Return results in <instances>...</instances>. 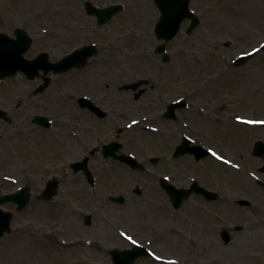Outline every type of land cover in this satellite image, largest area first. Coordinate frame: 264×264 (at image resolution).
<instances>
[{"label": "rangeland", "instance_id": "1", "mask_svg": "<svg viewBox=\"0 0 264 264\" xmlns=\"http://www.w3.org/2000/svg\"><path fill=\"white\" fill-rule=\"evenodd\" d=\"M39 1L42 0H0V32L6 33L10 37H14L16 28H23L29 32L33 42L27 57H35L45 52L53 62L73 52L75 48L86 44L85 42L91 41L100 46L97 55L90 60V66L80 71L72 70L63 75L53 76L50 74L52 83L45 94L48 97V115L51 118L55 119L59 115L61 109L58 104L62 103L64 93L79 92L74 83L83 79L93 80L95 74L99 77L102 75L101 81L98 82L99 85L94 84L92 87L97 95L107 93L105 97L112 99V105L116 110L120 109L118 104H123L125 100L130 99L133 116H141L137 110L136 102H134L133 92L123 90L125 85L132 84L137 79L149 77L159 81L162 79L163 82L173 81L172 83H175L176 86L174 88L176 94L173 98L182 99L185 98L186 92L191 91L190 89L187 90L189 87L192 88L191 85L198 84L197 79L203 76V72L209 79H214L217 76L221 77L223 71V76L228 77V80L220 88L225 90V87H231L234 94H239L242 98H250L254 105L250 107L237 106V109L240 112L249 113L246 117L264 120V50L261 48L264 45V29L259 28L258 24L254 27L253 23L249 27L246 21L250 16L264 14V0H192L191 9L201 18V25L193 34L188 36L185 30L190 22L185 21L179 35L169 45L167 44V51L173 64H167L159 70L156 68L155 71L153 69L161 60L156 54V48L162 42L157 40L155 35V26L159 21L160 13L153 0H91L99 7L121 4L125 8L107 25L97 28L95 31L92 28V35L86 37L84 36L85 33H80V29L75 25L76 19H79V14L85 12L84 2L86 0H43L42 3ZM147 6L150 7L149 10ZM143 10L144 13L148 11L147 17L144 16ZM260 21L264 23V20ZM136 29H140L142 40L128 42L124 41V38L118 40L120 33H124L126 37ZM216 37L224 40L225 45L228 44L233 47L222 48L218 52L206 51L199 47V45L206 46L211 43L218 44ZM255 47L259 49L255 52L256 56L253 59L245 63L243 67L234 68L232 66L239 53L247 52ZM135 52L134 57L132 54ZM144 55H147V58ZM224 55L231 58L226 60L223 58ZM108 69L112 70L107 72ZM112 75H119L115 86L109 81ZM22 76L19 73L17 76H11L1 81L0 98L15 92L22 94L35 92L36 88L43 83L39 78L33 82L25 80L24 83H21ZM63 102L65 105L71 104L64 100ZM177 115L180 118L178 124H184L191 118V115H188L187 111L183 109ZM144 119L148 120V117H144ZM150 123V121H146L140 128ZM172 123L176 124L173 121ZM111 124L113 133L119 129V126L125 124L124 118L119 112L112 116ZM8 127L7 129L5 124L0 122V138H2L0 139V194L11 192L15 188L12 184L16 180L6 181L9 173L12 170H18L17 173L23 175L24 168L29 165L28 160L26 163H24L25 159L23 161L20 160L21 158L7 160L6 155L3 154L5 150L3 145L10 146L12 142L9 140L3 144L6 132L11 129L10 133L13 134V130L17 128L16 125ZM27 129V132L31 134L30 137L34 140L32 146H38L39 142L42 143L43 149L47 151L44 155L48 161L59 158L57 149L61 144L58 141L60 126L57 125L49 133L39 131L35 127H30V130L29 125ZM240 131L245 141H240L238 147L235 146L228 151H234L239 160L246 163H240L239 169L235 170L237 173L229 171V169L225 172V197L239 200L251 199L253 206L249 209H242L239 206L233 208L236 211L228 209L231 212H227V208H225L224 215L229 218H225L227 221L225 226L230 223L231 225L242 224V226L249 228L243 229L242 233H235L237 238L232 241V244L211 245L216 246L218 250L214 252L215 254L210 252L208 258L199 261H189L185 249L177 247L173 243L174 239H178L177 237H170L169 240L161 237L160 246L172 255L168 258L170 263L258 264L264 259V243L261 244L264 242V234L260 232V230L264 232V225L262 226L264 220V187L257 184L260 180L264 182V176L259 171L264 164L254 158L251 153L253 141L258 137H264V131L262 128L247 131L241 127ZM39 133L48 136L40 137ZM149 135L151 134L143 133L142 130H140V135L133 131L131 134H127L123 143L131 145L139 142L142 147H136V144L130 147L124 145L123 153L138 156L142 162L148 164L147 157L155 155V147L148 145L150 141L147 139L151 137ZM157 146L159 145L157 144ZM243 151L248 157L243 156ZM110 163L112 177L106 179L101 176V180L98 179L99 185L94 188L87 181L80 179L79 175L63 172L59 174V178L57 177L60 181L58 195L51 202L38 201L36 196L41 190L38 187L33 188L32 200L26 209L19 211L12 203L4 205L3 209L12 213L14 218L12 232L0 238V264H112L109 255L112 249L117 251L132 250L134 247L126 241L124 243L120 241L122 239L115 230L111 240L96 230L105 225V230L110 231L113 225L108 223L109 218L107 216L116 222V227L122 226L123 229L142 227V222L137 217L141 214L138 208L143 206L141 203H145L142 202V198L147 196L143 186L144 179L136 172L127 170L125 166H120L121 164L118 165L113 160ZM116 172H124L122 175L124 177L115 178L118 176ZM252 174H254L255 179L246 176H252ZM17 176L22 178L20 175ZM244 178L248 180V186L233 183L236 179L244 180ZM18 181L23 183V178ZM254 184L256 185L255 192L251 191ZM138 185L142 187V196L134 192ZM255 194H262L263 196L261 195L259 199ZM119 195L125 197L124 205L110 201L111 196ZM166 203L168 204V200L161 199L156 206L164 207ZM75 210L77 212H74ZM100 212L105 216H103L104 219L99 216ZM44 214H48V217ZM179 215L182 218L174 219L173 223L180 226L179 231H187L188 221L185 207ZM233 216L236 218L234 219ZM88 217L91 218V225L87 223ZM103 227L101 229L105 231ZM261 236V242L257 243L260 245H258V249H247L252 245H248L249 240ZM87 237L104 239V247L95 250L89 244H81V240L77 241L76 246L70 248L65 245L56 247L55 244L51 243L53 240L67 243V241ZM182 244L185 245L183 242ZM205 246H210V244ZM68 253L71 254L73 260L68 257ZM248 253L251 257L247 255ZM190 258H193L191 253ZM168 262L154 261L148 257V259H139L136 264H168Z\"/></svg>", "mask_w": 264, "mask_h": 264}, {"label": "flooded vegetation", "instance_id": "2", "mask_svg": "<svg viewBox=\"0 0 264 264\" xmlns=\"http://www.w3.org/2000/svg\"><path fill=\"white\" fill-rule=\"evenodd\" d=\"M83 14H79V19H76L75 25L80 29V33H85V37L91 36L92 28L94 31L97 29L96 21L86 12ZM216 38L218 44L211 43L206 46L199 45V47L203 50L214 52H218L222 48L233 47L232 45H225L224 40L219 39V37ZM90 42H85L86 44L84 45H88ZM33 58L35 57L31 56L30 59L32 60ZM159 58L161 60L153 69L154 71L156 68L159 70L167 64H173L170 59L168 62H164L161 56ZM223 58L228 60L231 57L224 55ZM22 78L21 83H24L25 80H30L24 75ZM38 78L45 82L44 77L40 76ZM93 80L83 79L74 83L75 88L79 92L64 93L62 103L58 104L61 111L56 116L57 118L54 119L56 124H50L47 127L36 123V119L38 117L48 119L49 117L48 97L45 94L48 86L44 88V86H41L42 83L36 88L35 92L31 91L23 94L15 92L0 98V108L8 112L5 118L0 119V122L4 123L7 129L9 128L8 126L14 127L16 125L17 127L13 130V134L10 133L11 129L6 132L3 144H6L9 140L12 142L10 146L3 145L5 146L3 154L6 155L7 160L10 158L16 160L21 158L20 160L23 161L25 159L24 163H26V160L29 162V165L24 168L23 175L17 173L18 170H12L9 174L12 178L17 181L23 178L22 184H25L24 186L41 188L37 198L41 195L44 187H46L50 175L59 177V174L63 172L70 175H79L80 179L82 178L87 183L88 172H90L95 180L94 186L96 185V180L97 185H99L101 176L108 179L113 175L110 163L113 159L105 155L104 148L113 142H119L122 146L130 147L136 144V147H142L139 142L127 145L123 143V140L132 131L140 135V122L144 117H148L153 125L149 126L148 131L143 129L142 132L151 134L149 135L151 137L147 140L150 141L148 145L155 147V155L147 157L148 164L140 160L144 169H133V167L131 168L123 163H120V166H125L127 170L136 172L144 179L143 186L147 196L142 198V202L145 203L141 204L144 208L151 209V218L149 215H143L140 217V221L143 222L142 227L123 229L121 228L122 226L116 227V222L107 216L109 220H112V222L108 220V223L113 225L110 229L111 232L105 230L106 226L104 225L102 227L105 231L101 229L102 227L96 229L99 234L102 233L111 240L116 229L115 232L122 239L120 241L124 243L126 240L120 236L119 232L126 231L132 237L138 239L142 246L148 245L143 246L149 251V255L145 258L151 257V253L157 256L170 257L172 256L170 252L163 250L160 246V238L164 236L154 237L156 231H162L164 224L167 222V228L172 232L171 237L176 235L181 242L188 245L189 250H186L187 258L190 261H199L208 258L207 256L210 252L215 254L214 252L218 250L216 246L211 245L232 244V241L237 238L235 233H242L243 229L249 228L248 226H242V224L231 225L229 223L225 226L227 223L225 218L229 219L224 215L225 208H227V212H231L228 209L236 211L233 208L238 206L242 209H249L253 205L251 199H248L250 205L241 206L238 203L239 199H227L225 197L224 175L228 169L229 171H235L237 170L236 165L239 167L240 163H246L245 161L241 162L234 151H228L231 150L230 148L238 147L240 141H242L240 140V127L247 131L256 128H262V131H264V126H253L249 121H247V124H241L236 121L239 116L246 117L249 115V113L240 112L237 106L250 107L254 105L250 98H242L241 95L234 94L231 87H225V90L220 88L222 84L226 83L225 81L228 80V77L217 76L214 79H209L203 72V76L197 79L198 84L191 85L192 88L189 87L187 89L191 91L186 92L185 98H182V100L186 101V107L175 109L177 114L183 109L187 111L188 115H191V118L184 124L177 123L180 121L178 115L176 120L165 118L169 106L179 101L177 98H173L176 94V89H174L176 86L175 83H172L173 81L163 82L162 79L159 81L152 79V77L137 79L136 81L147 80L148 83L142 86L139 91H132L134 102H136L137 110L141 115L133 116L131 109L133 107L129 102L130 99L125 100L123 104H118L120 109L116 110L114 105H112V99L105 97L107 93L103 95L95 93L92 88L95 83L91 84ZM31 81L33 82L34 80ZM47 83L48 81H46ZM141 90L143 92H140ZM82 98L86 99L87 102L82 101ZM63 100L71 104L65 105ZM90 105H92V108L94 106L100 110L97 112ZM255 107L257 106L255 105ZM118 112L124 118L125 124L119 126V129L113 133L111 129L112 116L117 115ZM247 119L250 120L252 118L247 117ZM172 121L176 122V124H173ZM228 122L229 124L227 125ZM28 125L29 129L30 127H35L44 133L53 131L57 125L60 126L58 141L61 144L57 149L59 158L48 161L44 155L47 151L43 149L42 143L39 142L38 146H32L34 140L30 137L31 134L27 132ZM152 127H154V130ZM39 136L48 135L39 133ZM185 141L187 142L186 144ZM258 142L264 143V137H258L253 141L251 153L254 158L264 164V159L255 155V148ZM182 146L188 150L186 151L187 153L176 155L177 149ZM201 147L211 151L212 154L197 159L202 154V151L197 150V148ZM25 149H35V153L25 156ZM242 154L247 156L245 151ZM76 163L84 164L85 167L76 171L77 167L73 166ZM107 164L108 166L106 167ZM262 168L259 171L264 176V171H261ZM17 175L22 176V178ZM257 184L260 187H264V182L261 180ZM12 186L15 188L11 192H17L20 185L12 184ZM137 188L140 189L139 196H142L141 185L136 186L135 194ZM201 189L205 191L203 192ZM175 190L189 192V198L180 209H176L171 202L172 191ZM255 195L260 199L262 194ZM161 199L168 200V204L166 203L165 205L166 209L163 211L155 209L156 204ZM40 202L44 201L40 200ZM153 204H155L154 207ZM183 207H185L188 226L186 228L187 231L183 230L182 232L178 230L180 226L176 223L174 224L173 220L182 218L179 213H181ZM163 213V218L167 219V221L162 220V217H160V214ZM102 214L100 212L99 216L103 217ZM233 218L235 219L236 216H233ZM97 221H99L98 218ZM260 232L264 234L262 230ZM164 239L169 240L170 238L164 237ZM260 239H262V236L249 240L248 245H252L247 247V249H258L260 245L257 243L261 242ZM91 240L89 243L92 242V249L100 250L104 247V239L97 237L91 238ZM263 243L261 242V244ZM206 244H210L211 247L205 246ZM114 251L112 249L109 255L112 256ZM190 253L193 258H190ZM247 255L251 257L250 253ZM68 257L73 260L69 253ZM258 264H264V259Z\"/></svg>", "mask_w": 264, "mask_h": 264}, {"label": "water", "instance_id": "3", "mask_svg": "<svg viewBox=\"0 0 264 264\" xmlns=\"http://www.w3.org/2000/svg\"><path fill=\"white\" fill-rule=\"evenodd\" d=\"M157 5L162 10V19L159 25H157V33L159 38L165 39L167 41L175 37L177 32H179L181 23L184 19L188 17L192 19V25L188 29V33L192 31L199 25V19L197 17L191 16L188 2L190 0H155ZM90 13L97 15L100 20V24H104L108 21L114 14L119 12L121 7H111L107 9L95 8L91 3L87 4ZM16 39H12L5 34L0 33V79L15 75L19 71L26 73L29 77H35L38 75L40 70H43L46 74L53 72L55 74L64 73L74 67H81L85 65L87 59L95 54V50L92 48H84L80 51H76L72 55L65 57L63 60L52 63L46 53L38 56L32 62L24 58V54L28 51L31 45V38L24 30L17 29L15 32ZM164 46L159 48V51H163ZM249 57H243L239 60V64H244V62ZM174 108L170 109L166 116L174 117ZM2 112L0 111V115ZM119 145H113L108 147V155H112L114 158L129 164L131 167L136 168L139 164L125 155L118 156L116 151L119 149ZM184 149L180 147L179 150ZM256 154L262 155L264 153V148L262 143H258ZM201 156H199L200 158ZM77 164V167H80ZM91 177V175H89ZM91 180V178H90ZM58 184L56 181H51L48 187V191L45 192V198L51 200L57 194ZM187 195L182 193H177L173 196V202L176 207H179ZM115 202L119 201L123 203L124 197H119V199L114 198ZM29 201V189H23L15 195L2 196L0 198V205L9 202H15L19 206V210H23ZM246 202L240 201L241 205ZM12 214L0 210V237H2L6 232L11 231V221ZM140 251H125L122 253H114L113 261L114 264H134L135 261L142 256Z\"/></svg>", "mask_w": 264, "mask_h": 264}, {"label": "bare ground", "instance_id": "4", "mask_svg": "<svg viewBox=\"0 0 264 264\" xmlns=\"http://www.w3.org/2000/svg\"><path fill=\"white\" fill-rule=\"evenodd\" d=\"M43 1V0H42ZM42 1H39V3H42ZM62 1V0H61ZM64 1V0H63ZM66 1V0H65ZM147 8H148V10L150 9V7L149 6H147ZM128 10H130V8H128ZM143 14H144V16L145 17H147L146 15L148 14V11H146L145 13H144V10H143ZM260 20H264V14L263 13H260V14H256V15H253V16H250L246 21H247V25L250 27V26H252V23H253V26L254 25H259L258 27L259 28H262V30L264 29V23H262ZM246 21H243V22H246ZM214 24H216V23H214ZM217 25V24H216ZM242 27L244 26V25H241ZM255 27V26H254ZM140 29H136V30H134L133 32H130V34L129 35H127L126 37H125V34L124 33H120L119 35H118V40H121V39H123L124 38V41H126V42H128V41H140V40H142V34L140 33V31H139ZM134 57H135V55H136V52L135 53H133L132 54ZM146 58H147V55H144ZM254 56H256V55H254ZM110 70H112V69H108L107 70V72L108 71H110ZM102 72H104L105 73V71H102ZM118 76L119 75H117V76H110V82H111V84L113 85V86H115V83H116V80L118 79ZM94 77H95V79L91 82V84H96L97 86L99 85V81H101V78H102V75L99 77L97 74H95L94 75ZM206 92V91H205ZM200 94H201V92H200ZM229 124V122L227 123V125ZM242 134L240 133V140H242V141H244L243 139H244V136H241ZM35 153V149H31V150H29V149H25V152H24V154H25V156H27V155H29V154H34ZM118 170V169H117ZM116 170V171H117ZM119 171H121V170H119ZM235 173H237L236 171H234ZM123 173L124 172H116V174L118 175L117 177H115V178H122V177H124V176H122L123 175ZM246 176H250L251 178H252V176L251 175H246ZM239 179H236V180H234L233 181V183H235V184H240V185H246V186H248V180L247 179H245L244 178V180H239ZM250 182V181H249ZM108 189H110V187H108ZM252 190L251 191H254L255 189H256V186H255V184L254 185H252V188H251ZM255 192V191H254ZM254 192H252V193H254ZM263 203H264V201H263ZM155 209L156 210H159V211H163V210H165L166 209V206H164V207H161V206H156L155 207ZM74 210V209H73ZM138 210H139V213H141L142 215H139L137 218H139L140 219V217H142L143 215H145V216H147V215H149L150 216V218H151V209L150 208H144L143 206L142 207H139L138 208ZM74 212H77L76 210L74 211ZM165 213V212H164ZM164 213L163 214H160V217H162V220H164V221H167V219H164L163 218V216H164ZM44 216H46V217H48V214H44ZM66 221H67V219H65ZM74 220H76V218H74ZM68 222V221H67ZM263 222V225H264V220L262 221ZM143 223V222H142ZM69 224V223H68ZM70 225V224H69ZM171 235H172V232L170 231V230H168V228H167V222L164 224V226H163V230L162 231H156V233H155V238H158V237H161V236H164V237H167V238H170L171 237ZM46 236V235H45ZM175 238H176V235H175ZM178 239H179V237H177ZM178 239H174L173 240V243L177 246V247H182L183 249H185V252H186V250H189V248H188V245H184V244H182V242H180V240H178ZM51 243H53V244H55V245H59L60 246V244H59V242L58 241H52ZM172 245H173V243L172 242H170ZM249 256V255H248ZM52 259H54V258H52ZM181 260H182V258H180ZM185 260V259H184ZM161 261H165V262H168V264H175V263H170V260L167 258V257H164V256H162V259H161ZM190 261V260H189ZM186 264H188L187 262H186Z\"/></svg>", "mask_w": 264, "mask_h": 264}]
</instances>
